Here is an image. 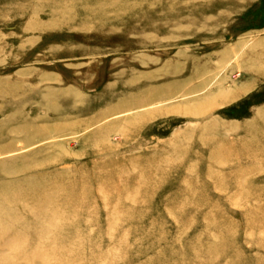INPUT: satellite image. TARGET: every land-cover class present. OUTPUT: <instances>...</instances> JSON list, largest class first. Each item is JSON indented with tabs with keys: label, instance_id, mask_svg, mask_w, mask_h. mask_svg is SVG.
I'll list each match as a JSON object with an SVG mask.
<instances>
[{
	"label": "rangeland",
	"instance_id": "1",
	"mask_svg": "<svg viewBox=\"0 0 264 264\" xmlns=\"http://www.w3.org/2000/svg\"><path fill=\"white\" fill-rule=\"evenodd\" d=\"M0 264H264V0H0Z\"/></svg>",
	"mask_w": 264,
	"mask_h": 264
}]
</instances>
